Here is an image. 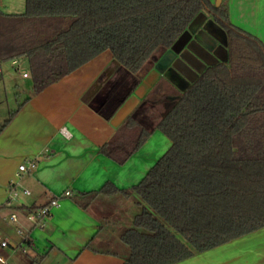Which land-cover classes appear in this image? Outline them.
Returning <instances> with one entry per match:
<instances>
[{
	"label": "trees",
	"instance_id": "16d2710c",
	"mask_svg": "<svg viewBox=\"0 0 264 264\" xmlns=\"http://www.w3.org/2000/svg\"><path fill=\"white\" fill-rule=\"evenodd\" d=\"M205 12L228 36V60L208 66L176 97L145 98L124 122L126 160L155 129L172 141L130 189L139 210L121 240L124 264H173L264 227V43L212 0H26L0 11V61L29 62L37 92L105 50L120 68L100 112L113 116L191 21ZM165 102V111L155 106Z\"/></svg>",
	"mask_w": 264,
	"mask_h": 264
},
{
	"label": "crops",
	"instance_id": "0c3cea01",
	"mask_svg": "<svg viewBox=\"0 0 264 264\" xmlns=\"http://www.w3.org/2000/svg\"><path fill=\"white\" fill-rule=\"evenodd\" d=\"M212 1L223 2L230 21L264 43V0ZM25 7L26 0H0L4 13L20 14ZM186 30L173 63L165 72L154 65L111 117L99 110L120 68L111 50L39 92L28 60L8 59L17 72L25 68L23 76L30 78L32 89L30 96L16 99L17 108L0 126V234L15 245L0 247V255L11 264L125 263L129 248L121 235L139 210L138 197L110 190L99 193L88 207L78 198L82 193L98 192L106 184L119 190L138 184L172 141L157 128L126 160H121L120 153L109 156L106 151L114 153L128 139V129L122 130L124 122L145 98L176 97L208 66L228 60L227 33L212 17L200 12ZM155 107L163 113L165 102ZM32 160L34 167L19 170L22 163L28 165ZM12 180L19 190L27 188L31 194L21 192L7 206ZM67 190L71 194L64 196ZM55 196L61 197L60 205L53 208L44 227L28 220L30 210ZM14 211L18 221L10 218ZM173 264H264V227Z\"/></svg>",
	"mask_w": 264,
	"mask_h": 264
},
{
	"label": "rangeland",
	"instance_id": "374dc122",
	"mask_svg": "<svg viewBox=\"0 0 264 264\" xmlns=\"http://www.w3.org/2000/svg\"><path fill=\"white\" fill-rule=\"evenodd\" d=\"M11 61H3L2 65H0L1 70H3L2 74L0 72V126L17 108L16 99L30 96L32 92L30 78H24L23 76L25 68L21 67L20 71L17 72L13 68ZM7 71H10L11 75L7 74Z\"/></svg>",
	"mask_w": 264,
	"mask_h": 264
},
{
	"label": "built area",
	"instance_id": "2783aa9c",
	"mask_svg": "<svg viewBox=\"0 0 264 264\" xmlns=\"http://www.w3.org/2000/svg\"><path fill=\"white\" fill-rule=\"evenodd\" d=\"M18 62H19L18 59H14V63H18ZM24 75L27 76L28 73H24ZM35 165H36V162L34 160L30 161L28 165L25 163H22L19 166V170L22 172L27 171L28 168L34 167ZM17 184L18 183L16 180H12L9 183V195L6 201L7 206H12L13 201L18 198L21 192L24 194H31V191L27 188H23L22 190H19V188L17 187ZM70 194H71V191L67 190L65 191L64 196H69ZM60 199H61L60 196H55L47 204L37 209L30 210L27 214L28 220H30L33 224H35V226L44 227L47 223L48 218L52 214L53 208L58 207L60 205ZM10 218L12 220L18 221L17 212L15 211L12 212L10 214ZM10 245L15 246L14 243L8 237H5L2 234H0V247L5 248ZM0 264H11V263L8 258H6L3 255H0Z\"/></svg>",
	"mask_w": 264,
	"mask_h": 264
},
{
	"label": "water",
	"instance_id": "95a60500",
	"mask_svg": "<svg viewBox=\"0 0 264 264\" xmlns=\"http://www.w3.org/2000/svg\"><path fill=\"white\" fill-rule=\"evenodd\" d=\"M187 33V30H185L182 35L177 39V41L173 44V46L162 55V57L155 64L156 70H158L159 72H165L166 69L173 63L177 56L179 47L183 44Z\"/></svg>",
	"mask_w": 264,
	"mask_h": 264
}]
</instances>
